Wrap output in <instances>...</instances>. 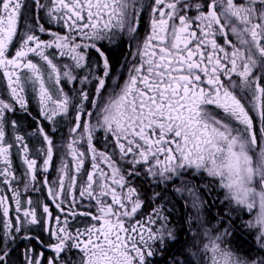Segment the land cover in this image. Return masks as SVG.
Wrapping results in <instances>:
<instances>
[{
    "label": "snow or ice",
    "instance_id": "6c2138e0",
    "mask_svg": "<svg viewBox=\"0 0 264 264\" xmlns=\"http://www.w3.org/2000/svg\"><path fill=\"white\" fill-rule=\"evenodd\" d=\"M0 73V264H264V0H0Z\"/></svg>",
    "mask_w": 264,
    "mask_h": 264
},
{
    "label": "trees",
    "instance_id": "16d2710c",
    "mask_svg": "<svg viewBox=\"0 0 264 264\" xmlns=\"http://www.w3.org/2000/svg\"><path fill=\"white\" fill-rule=\"evenodd\" d=\"M221 194L222 193L219 191V189H216L215 191L212 192L211 196H208L209 197V216L210 217L215 216V213L217 210L223 211V208L219 207V201H220ZM164 195L167 196L169 199H173V202L176 204L177 209L181 211L182 203L175 201L173 194L165 192ZM213 199L216 200L215 204L212 203ZM173 220L174 221L179 220L178 212L176 214H174ZM232 239H233V246L234 247H242V248H247L249 246V243L252 241V237H249L246 233H242V232L237 233L235 236L232 237ZM176 247L179 249L184 248L183 244L177 245Z\"/></svg>",
    "mask_w": 264,
    "mask_h": 264
},
{
    "label": "flooded vegetation",
    "instance_id": "af4514ba",
    "mask_svg": "<svg viewBox=\"0 0 264 264\" xmlns=\"http://www.w3.org/2000/svg\"><path fill=\"white\" fill-rule=\"evenodd\" d=\"M53 30H59V31H61L62 33H63V29H59V28H57L56 26H53ZM141 31L143 32L144 31V29L142 28L141 29ZM44 39H49V37L48 36H44L43 37ZM49 51H53V50H49ZM117 60H119V57H117ZM64 62H66V61H61V63H64ZM126 74V73H125ZM122 82V81H121ZM4 82H3V80H2V73H0V84H3ZM77 87H79V85H77ZM35 110V109H34ZM95 121H93V123H94ZM29 123H30V121H29ZM25 127H27V124H25ZM67 132V127H64L63 129H62V131L61 132H59V133H57V136H58V138L60 137V136H62V134L63 133H66ZM103 133L102 132H99L98 133V139H97V147L98 148H100V147H102V144L100 143V141L102 140V138H103ZM85 147H86V145H85ZM68 159H70V158H68ZM87 168H88V170H91V164H90V162L87 164ZM55 177H56V173H55V170L53 169L52 170V176H51V178L54 180L55 179ZM85 179H86V175H85V177H84ZM163 189V185H161L160 187H149L147 184H145L144 186H143V191H146L147 192V195L150 197L151 196V194H152V191L154 190V191H161ZM166 193H170V194H172V192H171V189H169ZM39 194L37 193V194H35L34 195V199H35V197L36 196H38ZM206 199L208 200V202H209V197L207 196L206 197ZM223 199V196H221V198H220V200H222ZM85 203H87V202H85ZM93 204H94V202H93ZM156 205L155 204H149V205H146L145 206V208L143 209V214H146L148 211H150V209H151V207H155ZM183 210V205H182V208H181V211ZM92 211L93 212H95V207H93L92 208ZM139 218V217H138ZM246 219L248 218V217H245ZM79 220H81V221H83L85 218H78ZM79 226H83V224H80ZM183 247H186L185 245H183Z\"/></svg>",
    "mask_w": 264,
    "mask_h": 264
},
{
    "label": "rangeland",
    "instance_id": "374dc122",
    "mask_svg": "<svg viewBox=\"0 0 264 264\" xmlns=\"http://www.w3.org/2000/svg\"><path fill=\"white\" fill-rule=\"evenodd\" d=\"M221 196H223V192H222Z\"/></svg>",
    "mask_w": 264,
    "mask_h": 264
}]
</instances>
